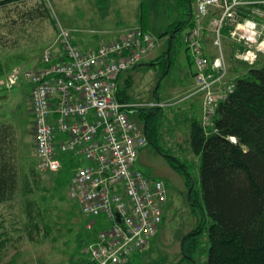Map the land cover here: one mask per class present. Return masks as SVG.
Instances as JSON below:
<instances>
[{
    "label": "built area",
    "instance_id": "2783aa9c",
    "mask_svg": "<svg viewBox=\"0 0 264 264\" xmlns=\"http://www.w3.org/2000/svg\"><path fill=\"white\" fill-rule=\"evenodd\" d=\"M194 4L196 27L184 38L195 68L189 96H202L201 126L207 129L218 104L233 92L222 34L234 45L233 58L253 67L264 55V0H195ZM210 15L212 46L217 51L213 59L205 55L199 26ZM154 45L150 33L135 27L83 51L73 44L70 31L59 27L54 44L43 51L42 68L24 73L31 86L38 170L58 173L62 168L58 152L84 160L67 195L87 221L92 238L83 253L94 264H126L157 235L163 220L165 183L145 177L135 167L147 146L144 125L139 128L129 120L133 106L117 101L119 76L137 66ZM17 79L14 74L1 85L10 88ZM56 134L62 136L58 151Z\"/></svg>",
    "mask_w": 264,
    "mask_h": 264
},
{
    "label": "rangeland",
    "instance_id": "374dc122",
    "mask_svg": "<svg viewBox=\"0 0 264 264\" xmlns=\"http://www.w3.org/2000/svg\"><path fill=\"white\" fill-rule=\"evenodd\" d=\"M106 1L25 0L14 1L0 8V64L6 67L5 74L0 77V119L1 116H10L11 125L17 127L15 133L19 135L20 149L22 148L20 136L23 135V139L25 137L30 142V145L25 143L29 152L26 162L23 161L22 165L20 162L18 165L20 180L15 198L0 208V242L5 240L1 226L7 231L10 239L8 243L5 241L6 244L0 246V264H84V246L81 251L78 250L79 236L85 242L90 232L85 228L87 221L80 214L78 205L69 200L67 195L69 183L75 172L84 165V161L82 158H75L71 165L66 164L65 176L42 173L38 170L37 158L32 149L34 139L32 116L29 112L30 89L24 73L37 70L34 68L40 62L43 51L54 44L59 27L70 33L72 31L73 38L86 35L92 44L108 43L111 40L109 31L115 27V25L110 27L115 13L105 6ZM142 2L143 10L147 12V16H151L152 21V24L144 25L155 38V45L149 52L150 59L162 58L167 51L168 38L166 36L163 39L159 36L169 32L173 25L192 17L186 13L185 7L181 6L180 0ZM191 12L194 15V2L191 3ZM204 20L199 25L202 40L205 28L211 34L209 22ZM190 30L189 28L176 36L175 54L171 56L173 64L166 76L162 73L161 65L149 66L150 63H146L129 72L126 76L129 86L127 87L126 82L125 89L120 83L118 91L121 99L124 98L121 94L125 93L126 102L136 108L129 110L128 118L139 128L143 126V122L138 108L149 111L156 107L160 108L156 105L162 106L161 102L168 101L169 104L161 109L164 115L162 122H157L160 126L159 146L166 153L165 156L175 157L187 165L195 183V190H198L199 158L191 153L188 144L189 118H196L199 115L196 100L198 97L186 98L191 92L190 82L193 83L191 72L195 70L190 65L192 57L184 42L186 32ZM209 34L204 43H209L208 50L214 51L216 55L217 51L211 46L212 35L210 37ZM170 36L172 37V35L168 37ZM227 40L223 33L221 45L226 58L231 56V50L234 52L232 41ZM56 49L55 47V52ZM228 63L236 65L239 61L232 56ZM262 66L264 62L258 67ZM14 74L18 78L15 85L10 88L1 85ZM163 156L151 145H147L141 150L135 164L136 169L145 177L162 180L167 188L164 221L157 235L141 250L143 255L142 259H139L141 264H178L181 259L180 238L193 230L200 219L199 209L191 207L188 203L184 179L171 169ZM15 161L17 167L16 157ZM31 171L35 176L32 177ZM35 177L40 184H35ZM36 187L38 189H35ZM30 222L31 227L28 226ZM29 233L33 240L29 238ZM207 250L208 241L204 234L195 257L196 264H206Z\"/></svg>",
    "mask_w": 264,
    "mask_h": 264
},
{
    "label": "trees",
    "instance_id": "16d2710c",
    "mask_svg": "<svg viewBox=\"0 0 264 264\" xmlns=\"http://www.w3.org/2000/svg\"><path fill=\"white\" fill-rule=\"evenodd\" d=\"M14 1L25 0H3L0 1V8ZM180 1L192 18L173 25L169 32L159 36H167V51L162 58L151 62L153 66L159 64L163 67L164 76L173 64L171 56L175 54L176 36L196 27L191 12V3L195 0ZM169 35L172 37L169 38ZM5 72L6 67L0 64V77ZM126 82L128 87L129 80ZM127 87L124 86L125 89ZM154 94L157 95L156 91ZM117 96L120 98L118 90ZM121 96L127 103L125 93ZM138 111L145 127L147 145L156 148L159 154H166L157 140V122L162 120V110L156 107L149 111L138 108ZM2 128L0 206L12 201L19 189L15 131L12 125H2ZM188 144L192 153L199 158L198 190H195L186 164L175 157L163 156L171 169L184 179L188 203L198 208L200 213L195 228L180 238L181 259L178 264H196L195 257L204 234L208 241L206 264H264V66L248 68L245 76L233 82V92L218 104L211 127L204 129L200 121L192 120ZM31 175L35 176L33 171ZM34 181L36 185L41 183L37 177ZM1 231L5 240L0 242V246L10 241L3 226ZM28 236L33 240L31 233ZM91 238L88 236L84 242L79 236L78 250L81 251ZM84 256V264H94ZM142 256L140 251L126 264H141L139 259Z\"/></svg>",
    "mask_w": 264,
    "mask_h": 264
},
{
    "label": "crops",
    "instance_id": "0c3cea01",
    "mask_svg": "<svg viewBox=\"0 0 264 264\" xmlns=\"http://www.w3.org/2000/svg\"><path fill=\"white\" fill-rule=\"evenodd\" d=\"M105 4H106L105 6H107V8L109 9V11L115 13V15H114L115 18L112 21V24L110 26V27H112L113 25H115V27L112 30L109 31V34L111 35V38H110L111 40L110 41H113V40L119 38L120 36H122L124 34V32L126 30H128L130 28H135V27L140 28L141 30L143 29V30H145L144 32H148V33H150L152 35L151 31L150 30H147L146 27H145V25H144L145 23L152 24V21H151V16L150 15L147 16V12H145L143 10V2H142V0H107ZM194 6H195V4H194ZM211 17H212V15L208 16L205 20H208V22H209V19ZM203 33H204V38L203 39L205 40L206 36H208L207 34H209L206 31V28L203 31ZM72 34H73V32L71 31V37H72V40H73V44L75 46H77L79 49L83 50V51L92 50V49H95L96 47L99 46L98 45L99 43L92 44L91 41H90V39L86 35L85 36L84 35H81L80 37L73 38ZM209 35L211 37V34H209ZM204 40H202V43H203V49H204L205 55L209 59H213L216 56L215 55V52L214 51L213 52H210L208 50V48L210 47V45H209V43H206V42L204 43ZM227 41H229V40H227ZM233 51H234V45H233ZM230 53H231V56L229 55L228 58L225 57V59H226L225 61H226L227 71H228V73H227V81H230V82L233 83L236 79L242 78L243 76H245L248 68H250V67L249 66H246L245 64L240 63V62H239L240 64L239 63H236V65H234V64H231L230 65L229 63L227 64V61L230 62L232 60V56H233L232 50L230 51ZM187 58L190 60L189 57H187ZM155 60L156 59H150V55L148 53L141 60V62L137 66H135L133 69L127 71L126 74H122V77L120 79H118V88H119V84L120 83H122V86L124 87L125 81L127 80L126 79V76H127V74L129 72H132L134 69H136L138 67H141V66L145 65L146 63H150L151 64V62H153ZM263 62H264V55H261V56H259V59H258L257 63L254 66L257 65V67H258L259 64L260 63H263ZM188 63H190V62H188ZM241 64H243L245 66H243ZM190 65L194 67L193 62H191ZM228 65H230V66H228ZM42 66H43V64L41 63V59H40V62L37 64V66L34 69H37L38 70V69L42 68ZM194 72H195V70L193 72H191L192 73L191 74V81L193 83L190 82V86L188 85L189 86V89L191 91L193 90V88L195 86V82H194V78H193L194 77ZM27 86L29 87V89H31V86H30V84L28 82H27ZM190 93L191 92H189V94ZM189 94L186 96L187 99H190L192 97H198V98H196V100H198L197 101V104H198V111H199L198 117H196V118H193V117L189 118V130H190V124H191V122H192L193 119H196V120H198V121L201 122L203 108H202V96H200V95H192V96H189ZM8 95H10V94H8ZM188 96L190 98H188ZM5 98H7V96H5ZM119 99L122 100L121 98H119ZM157 102H159V101L157 100ZM161 104H163V105L160 106V109L165 108L169 103H168V101H166V102H163V103L161 102ZM29 108H30V104H29ZM168 109H170V107H168ZM30 115H31V113H30ZM163 118H164V115H162V120H163ZM0 120H1V122H0V129H3L2 128V125H6V126L9 125L10 126L12 124L11 123L12 121H11L10 116L9 117L8 116H5V117H2L1 116V119ZM162 120H161V122H162ZM15 127H13V129L16 132L17 127L16 128ZM31 127H32V123H31ZM159 127L160 126H158V128ZM18 136H19L18 134H16V133L14 134V142H15L16 158H17V168L19 169V166H18L19 163L21 162V165L23 163H25L26 160H27V156H28L27 153H29L27 151V148L25 147V143L27 142L26 145H28V144L30 145V142L25 137L23 139V135H22V137L20 136V141H21L20 142L21 143L20 145L22 147L20 149ZM26 137H27V135H26ZM188 138H189V132H188ZM61 140H62V136L59 135V134H56L55 146L57 148V151H58V144H59V142ZM157 140H158V145H159V140H160V134L159 133H158ZM32 147H33L32 149H34V144H33ZM24 148H25V155H23V149ZM32 149H31V151H32ZM29 150H30V147H29ZM140 153H139V156H140ZM191 153H192V151H191ZM139 156H138V158H139ZM75 158H82V157H75ZM75 158L72 157L71 155H68V154H60L58 152V160L60 161L62 168H61V170L56 175H64L65 176L66 175V171H65L66 164H68V166L71 165L73 163V160ZM82 160H83V158H82ZM19 180H20V178H18V182H19ZM1 206H4V205H1ZM1 206H0V208H1ZM186 233H188V232H186ZM9 246H11V245H9Z\"/></svg>",
    "mask_w": 264,
    "mask_h": 264
},
{
    "label": "water",
    "instance_id": "95a60500",
    "mask_svg": "<svg viewBox=\"0 0 264 264\" xmlns=\"http://www.w3.org/2000/svg\"><path fill=\"white\" fill-rule=\"evenodd\" d=\"M170 38H171V36H170ZM148 65H151V64H148ZM158 87V86H157ZM117 101L119 102V103H122L123 102V100H120V99H118L117 98ZM144 130H145V127H144ZM155 150L158 152V150L155 148ZM162 156H163V154L162 153H160Z\"/></svg>",
    "mask_w": 264,
    "mask_h": 264
}]
</instances>
